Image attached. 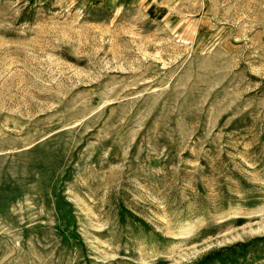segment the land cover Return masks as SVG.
Segmentation results:
<instances>
[{"label": "rangeland", "instance_id": "rangeland-1", "mask_svg": "<svg viewBox=\"0 0 264 264\" xmlns=\"http://www.w3.org/2000/svg\"><path fill=\"white\" fill-rule=\"evenodd\" d=\"M211 256L264 264V0H0V264Z\"/></svg>", "mask_w": 264, "mask_h": 264}, {"label": "trees", "instance_id": "trees-1", "mask_svg": "<svg viewBox=\"0 0 264 264\" xmlns=\"http://www.w3.org/2000/svg\"><path fill=\"white\" fill-rule=\"evenodd\" d=\"M242 245V244H241ZM237 260V258L235 259H229V260H226V256H217V257H210L209 261L207 263H215V262H224V264H231L233 262H235ZM201 264H205L204 263H201Z\"/></svg>", "mask_w": 264, "mask_h": 264}]
</instances>
